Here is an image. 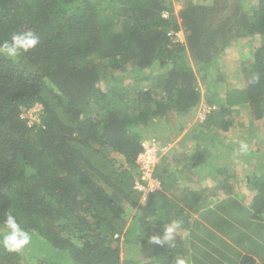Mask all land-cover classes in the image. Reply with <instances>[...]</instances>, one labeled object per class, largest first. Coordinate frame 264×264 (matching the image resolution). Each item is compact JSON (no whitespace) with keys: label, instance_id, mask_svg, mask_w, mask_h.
<instances>
[{"label":"trees","instance_id":"1","mask_svg":"<svg viewBox=\"0 0 264 264\" xmlns=\"http://www.w3.org/2000/svg\"><path fill=\"white\" fill-rule=\"evenodd\" d=\"M174 11L171 0H0V43L29 30L40 38L16 59L0 55V219L13 212L43 251L21 256L0 246V264H175L177 255L194 264H214L225 257L213 231L211 245L201 244L190 256L177 238L169 247L150 242L152 235L162 237L173 220L182 222L179 230H189L190 212L198 213L203 202L188 189L180 191L182 198L175 196L179 179L191 168L184 166L180 174L159 153L149 171L143 168L139 158L147 150L146 135H140L139 126L152 119L172 123L202 98L209 108L220 105L214 74L221 54L239 38H264V0H254L248 10L229 0L212 5L189 0L181 22ZM179 31L186 41L173 43ZM253 52L244 71L249 86L241 94L226 93V106L250 101L258 121V103L264 104V40ZM198 75L211 81L206 98ZM152 77L161 79L162 91L140 88L138 80ZM103 81L108 83L102 88ZM133 81L135 87L128 88ZM37 106V121L24 116ZM222 110L207 113L197 130H210L217 122L230 125ZM178 134L163 140L174 141ZM195 136L193 158L212 174L205 154L207 145L219 142L214 137L206 145ZM203 141H209L206 134ZM178 157L191 160L188 152ZM180 162L176 157L174 163ZM218 165L217 175H226L228 165ZM147 172L162 189L144 200V192L134 188L149 183ZM259 172L253 178V210L264 215V171ZM226 180L221 181L224 189ZM169 189L172 195L165 194ZM223 195L228 199L218 205L222 209L233 202L232 194ZM259 228L244 234L230 225L224 233L233 247ZM138 244L147 258L138 257ZM128 245L134 248L124 249ZM239 264L256 261L244 256Z\"/></svg>","mask_w":264,"mask_h":264},{"label":"rangeland","instance_id":"2","mask_svg":"<svg viewBox=\"0 0 264 264\" xmlns=\"http://www.w3.org/2000/svg\"><path fill=\"white\" fill-rule=\"evenodd\" d=\"M171 1L174 3V16L179 20V22H181V12L186 8L189 0ZM215 1L216 0H195V2L199 3V5H212ZM229 1L233 2L236 6L241 3L243 9L248 10L249 7L252 6L254 0H239L238 2L236 0ZM166 3L168 4L169 2ZM163 15L166 18L169 17L167 12H164ZM172 40L173 43L185 42L186 37L182 31H179L178 33H175ZM263 40L264 38H261L260 36L252 39L243 37L235 40L229 47L224 49L221 54L223 60L216 66L214 74V79L218 80L220 82L219 85L221 86L219 89L220 96H215L217 98L216 101L220 103L219 106L209 108V105L202 98L198 106L187 110L181 118L174 116L175 121L172 123H162V121H159L158 119H152L146 123V125L139 126L142 130H144L140 135H146L144 137L145 146L147 148L156 146V148L160 151V155L162 157L166 156L165 159L168 158L170 160L171 168H174L180 174H183L179 170L184 168V166L191 168L190 172L182 175L183 177L180 179V186L176 189L175 196L178 195L182 198L181 195L183 193L180 194V191L188 187H192V189L196 191H202L203 187L206 189L209 188L211 191L214 190L216 188V184H218V181L220 180L219 177H217L216 171L219 163L228 165L227 169L229 170V175H235L234 179H229L227 182L226 186L228 191L226 190V192L236 191L239 194L244 195L253 191V185L247 180V178H253L256 173H258L257 176H261L263 172H259L260 169H263L264 171V104L258 103L259 110L262 114V117L258 120V122L253 116V107H251V103H249L250 101L245 104L236 103L233 107L226 106V93L233 91L232 96L237 93L241 94L242 91L249 86V81H247L248 79L246 78L244 71L253 60L252 57L254 55V49L260 47ZM194 67L196 74L200 73V66L195 65ZM168 68L169 67L167 66L162 69L164 70L163 73L166 74L165 71H168ZM210 73H212V71ZM160 74H162L161 71ZM160 80L161 79H155V77H152L150 80L145 81L140 79L138 81H140V88L144 91H149L151 89L162 91L164 88L160 85ZM197 80L202 97L206 98L210 93V88L212 86L211 81L209 77L205 76L204 82L203 77L200 75H198ZM107 83L108 81H103L101 87L103 88ZM135 85L136 82L133 81L128 83L127 87L132 89ZM221 105L223 106V118L224 120H230V125H221L220 123L219 126V124H217L219 123L217 122L218 118L214 117L215 120H213V123H217H214L210 130H205L204 128L200 129L201 131L197 130L198 125L206 121L208 114H210L212 110H216V108L220 109L222 107ZM40 111L41 106H37L32 111L25 113L24 116L37 121ZM139 127L138 129H140ZM226 127H228V129H226ZM173 133H179L176 139L165 143L163 137L172 135ZM191 134L192 136L197 134L195 137L200 139V143H205L206 145L212 142L211 138L214 137H216L217 142H219L217 145L212 143L207 145L208 151H206L205 154L207 158H205V161H210L209 166L213 168V173L211 174L213 181L210 177L208 180L206 176H203V173L206 172L202 171L207 170V167L203 170L199 165V162L201 161H197L196 157L193 158L194 155L192 154H194L193 151L197 141L191 137ZM205 134L209 141L202 142V138H204ZM242 142L249 146L248 149L251 152L249 155L241 151L240 145ZM187 152L191 160L185 161L178 157L179 155L182 156L183 154H187ZM111 155L118 162H124L120 155L115 153H112ZM176 157L181 161L179 165L174 163ZM193 165H195V168H193ZM214 177H217V181L214 180ZM158 190H160V187L157 191ZM238 193L235 195H238ZM146 196L147 193H144L143 198ZM215 214L218 213L216 212ZM213 220L215 223L221 221L218 215H215ZM175 238L179 239V237H177V233ZM33 239V236H31L29 245L19 250L21 256H27L30 254L37 257L43 254L42 248L35 247L33 245ZM33 246L35 248H33ZM127 248L133 249L134 246L128 245L124 247V249ZM135 250L137 253H140L138 255L139 258H147L146 255L148 252L143 249L141 245L138 244ZM22 262L25 264L26 260H23Z\"/></svg>","mask_w":264,"mask_h":264},{"label":"crops","instance_id":"3","mask_svg":"<svg viewBox=\"0 0 264 264\" xmlns=\"http://www.w3.org/2000/svg\"><path fill=\"white\" fill-rule=\"evenodd\" d=\"M211 169L213 173V168ZM257 174L258 173H256L254 177L257 176ZM203 176H206L207 179L209 180V177L211 178V173L208 172L203 173ZM234 176L235 175H229V170H228V173L226 175L223 176L217 175V177H219L220 180L218 181V184H216V188L214 190L211 191L209 188L206 189L205 187H203L202 191H197V193L200 194L201 197L200 203L203 202L202 203L203 206L201 207L198 213H194L193 211L190 212L191 221L189 224L190 226L189 230L187 231L179 230V232H177V237H179L181 243H184L183 246L185 250L189 252V256H190L192 254H195L196 247L199 248L203 247L201 244L205 245V247H207L206 244L211 245V242L213 240L211 236V232L212 231L217 232L219 234L218 239H219V245L221 247L218 245H216V247L219 248L223 253H225L224 254L225 257L219 259L220 262L214 264H239L244 256L252 257L256 261V264H264V215H260L256 213L255 210H253V201L256 193V189H254V183H255V181L253 180L254 177L247 178V180L251 182V184L253 185L252 192H249L244 195L239 194L236 191L227 192L228 194H232L231 197L233 199V202H229V204H226L223 207V209L221 207H220L221 209L218 207V205H220L221 203L224 204L226 202L225 199H228L227 197H225V195H223V193H226V190L228 191V189L227 188L224 189V187L221 185V181H223L224 178L225 180L227 178L226 181L228 182L229 179H234ZM217 177H214V180L217 181ZM211 180L213 181V177L211 178ZM180 182L181 180L179 179V183ZM226 184L224 185L226 186ZM161 189L162 187L160 186V190ZM184 189H188L189 191H196L193 190L192 187H188ZM237 193L238 195H235ZM165 194L170 195L171 190L170 189L169 191L167 190ZM216 212L218 214H215ZM215 215L219 216L221 220L220 222L218 223L214 222L213 218L215 217ZM239 216H243L244 219H239L238 218ZM194 220H197L198 223L194 224L193 223ZM214 225H216L215 228ZM230 225L235 226L239 231L243 232L244 234H250L251 228L253 226L257 225L260 228H259V232H257L256 235L255 234L251 235L246 242L244 239L241 245L236 244L233 245V247H230L228 245L229 239L227 235L224 233L227 230L226 227ZM192 231L194 232L193 233L194 235H191ZM187 260L189 261V264H194L193 262L194 260H191L190 257Z\"/></svg>","mask_w":264,"mask_h":264},{"label":"clouds","instance_id":"4","mask_svg":"<svg viewBox=\"0 0 264 264\" xmlns=\"http://www.w3.org/2000/svg\"><path fill=\"white\" fill-rule=\"evenodd\" d=\"M39 36L29 30L23 32H14L9 40L0 43V55H4L10 59H16L24 53L34 49L39 44ZM248 145L241 143V151H247ZM182 222L180 220H173L170 224H166L163 236L152 235L149 239L154 244H167L170 246V242L174 241L175 235L181 228ZM31 241V235L21 223L18 221L17 216L7 211L3 218L0 219V246H3L10 252H15L23 249L29 245ZM175 264H189V261L182 255L174 257Z\"/></svg>","mask_w":264,"mask_h":264},{"label":"built area","instance_id":"5","mask_svg":"<svg viewBox=\"0 0 264 264\" xmlns=\"http://www.w3.org/2000/svg\"><path fill=\"white\" fill-rule=\"evenodd\" d=\"M160 151L156 146L152 148H147L146 152L142 154L139 158V162L143 165V168L149 171L150 166L157 162V156ZM147 179L149 183L147 185L140 184L139 182L136 184L135 189L139 192H144L148 194L156 191L160 187V182L151 178L149 172L146 173ZM147 196L144 198L146 200Z\"/></svg>","mask_w":264,"mask_h":264}]
</instances>
